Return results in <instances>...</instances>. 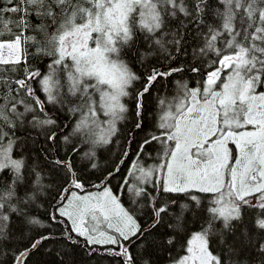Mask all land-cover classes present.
Segmentation results:
<instances>
[{
    "label": "snow or ice",
    "instance_id": "obj_1",
    "mask_svg": "<svg viewBox=\"0 0 264 264\" xmlns=\"http://www.w3.org/2000/svg\"><path fill=\"white\" fill-rule=\"evenodd\" d=\"M185 72L201 78L157 95L144 131L145 98ZM124 122L127 148L88 191ZM45 166L63 173L58 234L37 212ZM81 240L120 264H264V0H0V264Z\"/></svg>",
    "mask_w": 264,
    "mask_h": 264
},
{
    "label": "rangeland",
    "instance_id": "obj_2",
    "mask_svg": "<svg viewBox=\"0 0 264 264\" xmlns=\"http://www.w3.org/2000/svg\"><path fill=\"white\" fill-rule=\"evenodd\" d=\"M45 64L47 63V60H45L44 62ZM153 63L155 64L156 62L153 61ZM187 67V65H185ZM137 72H143L144 70L142 68H140L139 66L136 67L135 69ZM181 76L189 81H191L190 86L194 87L195 86V81L200 79L201 77H197L194 76L193 74L189 73V72H185L182 74H178V75H174L173 77L169 78L166 83L169 86V88H171L168 92L169 96H172L174 94V90H173V81L180 79ZM164 81H160L159 83H157L155 89H153V92L150 96L145 98V101L148 102H153L154 103V107L156 109V96L157 95H161L162 92V85H163ZM169 82V83H168ZM136 88L140 87V83H136L135 85ZM157 89H159L160 91L157 92ZM43 98V97H42ZM154 109V110H155ZM50 110L52 111L53 115H55L54 113H56L55 108H52L50 106ZM163 113H157L155 111L150 110L148 112V119L149 122L152 123L153 122V126L155 125V122L158 118V115H162ZM121 131L120 133L117 134L116 137L113 138V142L110 144V152H109V158H108V165L106 166V153H101V156L104 157L105 156V164L104 166H106V168L104 169L103 173H101L98 177L93 178V177H88L85 176V180L87 181V190L88 191H94L95 189L91 188L92 184L98 183V178L106 175V172L108 170L111 169V167L113 166L114 163L117 162L118 158L120 157V155L123 153V151L127 148V139H128V130L132 127V123L130 124V128H124L122 125H119ZM151 130V129H149ZM146 130V131H149ZM69 131H71V128L69 127L68 129L64 130V134H67ZM143 137V135L141 136V138ZM141 138H139L138 140H136L137 142L141 140ZM41 144H43V138H41L40 141ZM31 142H29L28 147H31ZM44 147H51V145H47L44 144ZM57 148H62L63 146L61 145L60 141H57ZM159 145L155 144V146L153 145V147H150L148 149L149 152L152 153V155H155L158 151H159ZM131 151L134 153L136 151V144L133 143L131 146ZM58 155L61 156V158L63 157V151L61 150L60 152L57 153ZM156 155L153 158H147L145 157V164L146 165H151L156 163V159H155ZM131 160V156L129 157V161ZM154 160V162H153ZM73 163L77 166V168L79 169V164L80 161L78 159V156H73ZM127 168V164L124 165V167L121 169V172L119 175L114 176L110 181V186L113 187V189H116V186L119 185L121 183V177L124 175V170ZM45 173L47 174L45 177V183L50 184L52 186V190L49 192V194L39 202V207L37 208V212L38 214L44 219V225L41 227V231H44L45 228H47L48 230H51L55 233H59V231L62 230L61 226L58 224H49V222L47 221V215H48V204L53 202V198L56 196V189L58 185L63 184V173L62 172H56V171H52L51 169H49L47 166H45ZM145 219H147V217H145ZM194 230V229H193ZM83 245V240H81V244L80 245H65L63 241H56V242H52L49 241L47 242L44 247H42L40 249L39 252L36 253V255H34L32 257V261L33 262H37V264H58V256L56 255L57 252L61 253V255H63V253H68V255H64L63 259L65 261V264H120V258L119 257H113L110 255H106L103 254V250L100 249L98 252L93 253L91 255H89V251L87 249V246H82ZM51 247L52 248V252L48 253L45 251V249ZM133 252H135V247H133L131 249ZM181 254H183L181 252Z\"/></svg>",
    "mask_w": 264,
    "mask_h": 264
},
{
    "label": "trees",
    "instance_id": "obj_3",
    "mask_svg": "<svg viewBox=\"0 0 264 264\" xmlns=\"http://www.w3.org/2000/svg\"><path fill=\"white\" fill-rule=\"evenodd\" d=\"M184 63H185V65H187V60H185ZM133 67H134V69H136L137 65H133ZM168 83H169V82H168ZM163 86H164V87L162 88L161 96H163V95H167L168 97H171V96L168 95V93H169L168 91H169L171 88H169V86L167 85L166 81L163 82ZM153 102H154V101H153ZM153 102L145 101L147 119H146V128H145L144 131L149 130V129L154 130L153 122L150 123V122H149V119H148V112H149L150 110L157 112V108L155 109V107H154V103H153ZM154 109H155V110H154ZM54 114H56V113H54ZM61 119H62L64 122H67V119H66V117L64 116L63 113L61 114ZM130 124H131V122H124V123H121L120 125H122L124 128H130V127H129ZM131 128H132V127H131ZM131 128H130V129H131ZM151 130H149V131H151ZM128 131H129V130H128ZM144 131H137V132L135 133V138H136V140H138L139 138H141L142 135H144ZM153 145L155 146V144H153ZM30 146H31V145H30ZM37 147H39V145H37ZM152 147H153V146H152ZM97 151H98V159H99V165H100V166H99L97 169H94V170H93V169H87V170H85V172L83 173L85 176L93 177V178L98 177L101 173H103L104 169L106 168V166H107L108 163H109V162H108V158H109V155H108V154H109V152H110V144L107 145V146H105V147H103V148L98 149ZM101 153H106V166H104V164H105V156L102 157V156H101ZM155 155H156V154H155ZM155 155H152V157H154ZM78 159H79V161H80L79 168H81V167L83 166V164L85 163V161L81 160L79 156H78ZM153 162H154V160H153ZM201 195H202V199H204V200H205V203H206V202H207V201H206V198L203 196V194H201ZM180 199L183 200L184 197L181 196Z\"/></svg>",
    "mask_w": 264,
    "mask_h": 264
}]
</instances>
